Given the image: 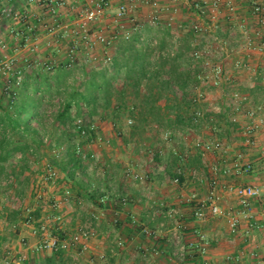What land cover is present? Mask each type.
<instances>
[{"label": "crops", "instance_id": "1", "mask_svg": "<svg viewBox=\"0 0 264 264\" xmlns=\"http://www.w3.org/2000/svg\"><path fill=\"white\" fill-rule=\"evenodd\" d=\"M62 1L0 0V11L2 9L7 11L4 15L3 12L0 13V44L3 40L15 47L16 39L12 36L13 32L17 30L23 36H27L33 30V21L36 19L41 21L38 26L40 38H37L36 42L41 49L36 55H32L27 46L30 42H25L26 48L13 52L15 54L13 57L18 63L32 62L31 59L40 58L43 62L53 61L57 65L55 72L59 68L67 70L68 55L66 56L65 52L67 42L60 37H63V33L66 34L65 27L73 29L78 24L72 21H75L76 13L80 12V6L93 7L95 3L88 1L87 4L82 5L83 0H76L74 3L62 4ZM130 1L112 0L111 6L100 21L101 24L96 26L109 28L108 35L112 36L118 29L114 27V14L123 4H128ZM141 1L138 0L140 4ZM162 2L159 11L151 14L143 8L142 13L135 17L136 20L139 23H147L152 17H159L161 21L168 22L172 33L180 39L188 32L186 29H189L193 22L206 25L208 38L206 41L208 40L213 50L212 61L222 64L231 82L234 83L233 88L228 86L217 88L215 95L206 93V101L196 107L203 110L208 109L209 106L224 107L227 95L231 91L247 95L255 105H264V83L261 80V74L264 73V51H250L245 35L247 32L251 35L253 31L264 34V27L259 25L251 12L256 4L264 6V0H205L203 15L200 19L192 13L193 0H162ZM50 4L56 6L57 18L60 22L55 40L47 32V27L55 23L54 17L49 14ZM6 19L10 23L6 22ZM96 34V31L91 33L93 36ZM15 35L18 33L16 32ZM213 35L227 41L228 52H224L220 49L221 45L210 40L214 37ZM252 37L256 39L254 35ZM46 40H54L51 45L53 48L45 47ZM197 40L201 43L200 38L194 39L192 45L197 43ZM5 51L0 49L1 53ZM110 53L115 55L114 47ZM105 54L103 47H97L92 56L100 61L99 58L102 59ZM242 59L249 69L238 71L235 68V62ZM30 65L32 67H27L28 65L25 67L24 75L25 77L27 74L32 75L30 83H36L39 73L34 69L33 62ZM80 65L77 61L75 67L71 69H77ZM54 74L52 72L50 75ZM2 75L8 76L4 82L5 86L13 80L11 76L14 77V74ZM67 81H70L69 77ZM24 83H26L25 80ZM169 93L165 96V99L170 100L168 104L163 102L161 104L163 111L171 117L172 123L166 127H160L151 120L148 123L143 122L147 124L144 127L146 130L151 129L152 133L146 134L151 138L150 141L141 143L140 136L135 133L118 138L113 125L106 121L102 122L100 127L102 135L105 139L111 140L112 146L93 147L101 157L98 165L93 168L81 165L72 177L61 168L62 180L46 192V199L49 200L47 203L42 201L35 203L34 182L31 184L32 190L28 192V197L34 205L30 204L29 207L32 209L28 208V211L40 221H45L51 216L53 213L51 203L60 197L62 189L70 188L74 199L61 210L63 233L60 231L54 233L64 238L66 234L80 226L94 228L97 236L89 242L88 251L80 253L75 248L68 252L37 253L34 247L39 243V237L33 234L32 228L21 227L13 235L0 237V264H4L7 260L14 264H203L205 261L209 264H264V133L261 130L255 132V147L247 146L244 132L252 127V121L242 114L238 116L236 124L229 121L227 113H216L207 115L205 121L195 125L189 121L193 110L191 109L185 114L181 113L186 120L178 124L175 122L177 112L169 110L174 105L176 95L174 96L173 90ZM55 97V93L52 97H43L44 106L32 117L30 128L33 131L41 134L47 132L46 126L41 125L40 119L41 116L45 117V114L49 113L47 104ZM178 98L181 99L182 95ZM126 100L128 106L132 103L142 104V97L135 98L132 89H128ZM164 131L172 133L169 140L163 139ZM19 135L20 133L16 132L12 139L18 141ZM24 138L18 142L26 141L31 146L29 149L31 151L34 146L30 141L31 137ZM199 140L220 141L224 150L202 156L195 148V143ZM150 150L155 151V156L150 155ZM42 153L45 154V160L50 156L48 150H43ZM23 163L26 164L25 170L29 168L27 167L28 159ZM214 167H218V173L213 172ZM177 169L184 171L183 176L180 177V184L173 182ZM126 170L143 175L145 181L128 179L125 176ZM102 171L105 172L103 177L98 174ZM193 171H196L198 176H193ZM14 174L17 175V173ZM23 178H26L25 181L41 180L36 177L28 179L27 173L23 175ZM213 178L219 182V187L214 191V197L215 204L222 210V215L212 216L207 213L204 221H198L194 217L195 209L211 197L213 190L210 180ZM227 186L260 187L263 192L261 197L252 200L250 208L245 210L238 199L227 191ZM23 192L26 191L23 190ZM22 194H19L21 198H23ZM106 196L108 197L106 202H101V199ZM122 198L127 199V205L119 204ZM171 209H177L179 212L174 219L168 218V212ZM100 211L105 215L96 220L94 216ZM247 215L251 218H247ZM25 216L21 214V217ZM132 217L135 218L136 225L133 224ZM234 219L238 221L236 233L231 231V221ZM3 223L6 221L0 222V226ZM179 223L182 225L178 229ZM251 224L258 225L260 228H253ZM144 230L156 232L155 237L146 235ZM200 235H205L209 242L206 254L203 255L198 250L191 249L188 251L186 262H178L173 257L177 245L194 244L199 247ZM21 237L27 239L28 248L20 244ZM153 249H157L160 254L144 257L145 251ZM252 253L256 256H251ZM22 256L26 259L22 260Z\"/></svg>", "mask_w": 264, "mask_h": 264}, {"label": "trees", "instance_id": "2", "mask_svg": "<svg viewBox=\"0 0 264 264\" xmlns=\"http://www.w3.org/2000/svg\"><path fill=\"white\" fill-rule=\"evenodd\" d=\"M192 10L198 13L194 5ZM121 22L112 34L116 39L111 66L103 67L100 71L85 72V81L79 89L68 87L67 78L71 75L68 69L71 68H67L68 71L59 68L52 76L51 73H39L36 83H30L33 78L30 74L24 77L26 83L23 81L18 87L14 85L13 79L10 91L5 88L6 91L1 93L0 178L7 174L8 163L12 158L17 154L27 153L31 148L26 141H18L28 136L31 137L30 141L35 149L44 145L45 133L41 134L30 128L33 115L44 106V96L52 97L54 93L59 96L63 91L68 94L69 100L57 113L56 122L64 127V135L69 137L61 168L71 177L80 169L82 162L76 155L75 144H72L75 134L68 130L69 127L75 119L87 120L99 116L101 119L110 117L115 121L127 116V113L134 117V107H129L126 100L128 89L133 90L135 98L142 97V122L148 123L151 120L160 127L172 123L171 117L163 111L161 104H168L170 100L165 99V96L172 90L176 99L169 110L177 112L176 123L181 124L186 120L181 113L185 114L195 108L189 89L193 85H201L195 79L200 70L192 68L194 62L189 58L194 49L191 29H186L188 32L183 38L175 42L170 25L159 17H152L147 23H139L136 18H129L127 15ZM177 93H181V99ZM73 110L76 112L75 117ZM189 121L193 123L192 114ZM16 132L21 135L18 136V141L12 139ZM55 146L63 145L58 141ZM52 162L59 166L58 161ZM9 168L11 173H16V168ZM20 168L23 170L26 165Z\"/></svg>", "mask_w": 264, "mask_h": 264}, {"label": "built area", "instance_id": "3", "mask_svg": "<svg viewBox=\"0 0 264 264\" xmlns=\"http://www.w3.org/2000/svg\"><path fill=\"white\" fill-rule=\"evenodd\" d=\"M76 0H66L65 2L62 1V4L67 3H74ZM94 2V6L90 7L82 12V19L80 20V28H79V37L82 38V40L86 41V43L90 44L91 49L96 44L103 45L106 54L104 57L103 66L109 68L112 63L113 55L110 53V50L115 46V37H108L103 35L102 33L97 34L95 36L90 34V26L96 22H98L100 19H102L105 16V12L107 9L111 6L112 0H89ZM153 7H156L159 5V1H153ZM204 4L205 0H193V5L195 9H197L201 16L203 15L204 11ZM160 8V7H159ZM232 10V8H231ZM3 12L6 13L7 11H4L2 9L0 13ZM129 12H131L130 8L125 6H121L118 14H117V21H121L124 19L125 16L129 15ZM253 17L257 20L260 26L264 27V6L262 4H256L252 10ZM49 14L52 15L55 19L54 25H51L47 27V31L51 35H55L56 31L59 28L58 25V18H57V8L56 6H53L50 4L49 6ZM195 16L197 18H201V16L197 13H195ZM56 24V25H55ZM68 27H65V33L69 34V31L67 29ZM191 32L194 34L196 39H201V43H197L193 45L194 49L190 53V58L194 62L193 69L200 70V73L195 75V79L200 81L201 84H210L213 87H221L223 83L230 81V76H227V73L225 72L223 66L220 63H214L212 61L213 58V50L211 49V46L208 44V39L206 37V27L201 25L199 22H193L190 26ZM71 33H74V31H71ZM81 34V35H80ZM175 35V34H174ZM247 36V47L252 52H262L264 51V34L260 31H253V33L250 35L249 32L245 34ZM256 39H254L252 36ZM214 37L210 40L214 41V43H217L221 45L222 50L224 52H228V48L226 47L227 41L224 39L219 38L216 35H213ZM94 39H93V38ZM29 38V37H28ZM178 36L175 35V42L178 40ZM88 41V42H87ZM75 47H70L67 55H68V62L67 67L72 68L74 65H76V58H75ZM97 62L96 58L92 56V52L89 51L87 55L84 57V59L80 62V64L83 65H92L93 63ZM5 65L0 64V70L5 69ZM235 68L242 69V68H248L247 63L242 60H237L235 62ZM11 70V68H8ZM43 69L46 72L52 71L53 67L48 65H43ZM249 69V68H248ZM14 85L20 86L24 81V76L21 72H16L14 74ZM261 80L264 83V73L261 74ZM11 83H8L6 85L7 91L11 89ZM190 93V99L193 102V105H195V108L192 110V120L195 125L200 124V122L205 121L207 119V115L210 114H219V113H227L229 117V121L233 124L238 123V116L240 114L245 115L250 121H252V127L247 129L244 132V136L246 138V145L253 148L256 145V139H255V132L261 130L264 133V106H254L252 103V100L245 94H242L240 92H232L227 95V102L224 107H218V106H209L208 109L203 110L196 107V105H199L200 103H203L206 101V94L198 91V86L193 85L189 89ZM179 94V93H177ZM127 123L129 125H133L134 121L131 118L127 119ZM72 131L76 136V143H75V152L80 162H82V165H89L90 168H93L94 166L98 165V163L101 161L100 155L94 151L93 147L101 144H109V141H107L100 132L99 126L96 123L89 122L86 123L82 119H75L72 126ZM172 136V133L170 131H164L162 134V137L164 140H169ZM43 143L46 145L51 144V141L48 137H43ZM82 143H84L82 145ZM52 150L50 152V156L47 157V159L44 162V177L43 184L48 186H56L61 178V171L58 165L53 163L52 161L56 160L58 162H61L62 156L65 154L66 147L60 146L56 147L55 145L52 146ZM195 148L200 151L202 156H205L208 153L211 152H217V151H223L224 146L220 141H209V142H203V141H197L195 143ZM31 152H33V149H31ZM25 157L22 154H17L13 159V164L20 163ZM214 173H218L219 169L218 167L213 168ZM228 173V171H227ZM99 176L103 177L105 175V172L102 171L98 173ZM184 171L182 169L176 170V177L173 179V182L175 184H180L181 180L180 177L183 176ZM193 176H198L196 171L192 172ZM125 176L128 179H133L138 182L145 181V177L143 175H140L139 173H136L132 170H126ZM10 183L12 181H15L13 177H10ZM211 186H212V195L207 200L206 203L200 204L194 212V217L198 221H204L207 218V215L210 214L212 216H220L222 215V210L219 206L215 204L216 198L214 197V191L219 187V182L217 179L213 178L210 180ZM227 191L232 193L238 201L241 203V205L244 207L245 210H248L251 205V201L258 199L261 197L262 189L260 187H252V186H227ZM44 190L43 188H37L35 189V199L39 200V202L42 200L44 196ZM107 196L103 197L101 199V202L105 203L107 200ZM74 199L72 191L68 187H64L62 189V193L60 194V197L58 199H54L51 205L53 215L48 217L45 221H40L39 219L35 218L28 209L24 212L22 208V203L20 206V209L18 211L24 212L23 214L27 215L25 216L24 221H22V224L25 227L32 228L33 234L38 236L40 241L39 243L34 247V250L37 253H43L46 251H52V252H59V251H65L68 252L71 249L77 248V251L80 253H85L88 251L89 248V242L94 239L97 236L96 231L94 228L90 226H80L76 228L70 235L61 238L54 232H61V226L63 225V215L61 214V210L63 206L70 204ZM18 200V198H17ZM4 199L0 198V209L3 207ZM119 204L122 206L127 205V199L122 198L119 201ZM208 213V214H207ZM179 212L177 209H171L168 212V218L174 219L178 216ZM105 213L102 211L99 212V214H96L94 218L96 220L101 219ZM247 218H251L249 215H247ZM132 222L134 225H136V220L134 217H132ZM181 223L178 224L177 228H181ZM54 226V228H53ZM251 227L253 228H260L258 225L251 224ZM12 229L17 230L18 225L14 224L12 226ZM238 230V221L236 219L231 221V231L232 233H236ZM144 233L150 237H155L156 232L144 230ZM200 245L199 247H196L194 244L190 245H177V248L173 254V257L179 261L180 263L186 262L188 258V251L189 250H198L200 254H206L207 247L209 245L208 239L205 235H200ZM20 244L22 247L28 248V242L25 237L20 238ZM121 245V244H120ZM160 252L157 249H153L152 251L147 250L143 253L144 257L148 258L149 256H157ZM251 256L255 257L256 254L252 253ZM22 260H25L26 257L22 256ZM231 260V259H229ZM4 264H14L12 261L7 260ZM203 264H209L208 261H205Z\"/></svg>", "mask_w": 264, "mask_h": 264}, {"label": "rangeland", "instance_id": "4", "mask_svg": "<svg viewBox=\"0 0 264 264\" xmlns=\"http://www.w3.org/2000/svg\"><path fill=\"white\" fill-rule=\"evenodd\" d=\"M64 2L66 0H63ZM89 0H83V3L82 5L84 4H87ZM130 1V0H129ZM153 1H156V0H142L141 1V4L138 2V0H131L128 4H123L122 6H127L130 8L131 12H129V18L130 17H137L140 13H142V10L143 8L147 11V13L151 14L153 13L154 11H159V7H160V4L163 3L162 0H158L159 1V5L156 6V7H153ZM145 5V6H144ZM193 5V4H192ZM90 8L89 5H86L79 8V11L78 13H76V19L75 21H72V22H78V24L75 26V28L71 29L70 27H68V31H69V34L66 33V34H62L63 37H60L61 40H64L66 41V47L67 48L65 50L66 52V56H67V52L69 50L70 47H75L76 48V54H75V58H76V61H78V63H80L84 57L86 56V52H89V50L93 53V51L95 50V48L97 47H103V45L101 44H96L95 46H93V48L91 49V46L90 44L86 43V41L82 40V38L79 37V34H78V30L80 28V20L82 19V12L86 9ZM192 10V8H191ZM201 12V11H200ZM198 11L197 14H200L201 16V13ZM163 13V12H162ZM161 13V14H162ZM192 13L195 15V11L192 10ZM117 14H114L113 18H114V27H118L119 25H121V21H117ZM157 15V14H156ZM203 18V17H202ZM7 20V19H6ZM37 20V19H36ZM34 20L33 22V30L31 32H29V34L27 36H23L19 31L15 30L12 34V36H15L14 38L16 39V46L15 47H12L9 43L7 44L6 42H4L3 40L1 41V44H0V47L3 49V50H6L5 52L1 53L0 52V64L1 65H5L6 64V68L5 69H2L0 70V81H1V85H0V97H1V93L5 92V88L6 86L4 85V82L6 80V77L8 76H3L2 74L6 73V75H9V74H15L16 72H21L22 75L25 77L24 75V72H25V67H32V62H33V67L36 71H38V73L42 74H47L49 75L50 73H55V69H56V64L53 63V61H49V62H43L42 59L40 58H34V59H31L32 62L28 61L27 63L24 61L23 63H18L15 58L13 57V55H15L13 52L16 50H20V49H24L26 48L27 46L28 49L30 48V54L32 55H36L39 50L41 49L40 48V45L39 44H36V42L38 41L37 38H40V35H39V31H38V26L41 24V21H36ZM103 19H100L98 22L92 24L90 26V34L94 31L97 32V34H100L102 33L103 35L105 36H108V37H111L109 36V31L110 29H106L105 26H96V25H99L101 24L100 21H102ZM6 22H9L10 21H6ZM60 23V22H58ZM210 23V22H209ZM206 24L208 25V20L206 22ZM52 25H54V23H52ZM56 25V24H55ZM66 25H69V24H66ZM49 26V25H47ZM206 25H204L205 27ZM207 27V26H206ZM93 29V31H92ZM71 31H74V33H71ZM114 31V30H113ZM16 32L18 33V35H15ZM48 32V31H47ZM96 34V35H97ZM48 35L52 36V38H54L55 40V35H51L48 33ZM81 35V34H80ZM191 39H192V42L194 39H196V37L194 36V34L191 35ZM25 37H27V39H25ZM29 37V38H28ZM93 38V37H92ZM4 39V38H2ZM94 39V38H93ZM180 38H178L179 40ZM54 40H46V48H49V46L52 45V43H54ZM58 40V39H56ZM30 42L29 44H27V46L25 45L26 43L25 42ZM44 42V41H43ZM88 42V41H87ZM49 44V45H48ZM12 47V48H10ZM0 48V49H1ZM51 48H53V46H51ZM104 48V47H103ZM115 48V46H114ZM99 50V49H98ZM17 51V52H18ZM96 53V52H95ZM5 56V57H4ZM100 61H97L95 63H93L92 65H80L77 67V69H71V75L69 76V83L68 82V87H77L79 89V87L82 86L83 84V81H85V72H91L93 70H96L98 69L99 71L104 67L103 66V62H104V57L101 59L99 58ZM30 62V63H29ZM52 62V63H50ZM48 63V64H46ZM15 64H18L17 66ZM48 65V66H51L53 67V70L52 71H49V72H46L44 69H43V65ZM222 65V64H221ZM75 67V66H74ZM8 68H11L8 69ZM104 68H107V67H104ZM247 70L246 68H242V69H238V71L240 70ZM225 70V69H224ZM28 75V74H27ZM227 76H229L227 74ZM13 78V76H11ZM11 78V79H12ZM225 85H222L221 87L225 88V86H228V88H233L234 86V83L231 82V79L229 82H225L223 83ZM198 86V91L202 92V93H207L209 95H215L216 94V90L217 88L219 87H213L212 85L210 84H201V85H197ZM179 92V91H177ZM232 93V91L230 92ZM229 93V94H230ZM170 94V93H169ZM179 96H181V93L178 94ZM174 96H175V93H174ZM68 94H66L65 91H63L61 93V95L57 96L50 102L47 104V109H49V113L48 114H45V117H42L41 116V119L42 120V124H44L46 126V129H47V132L45 133V136L49 138V140L51 141V144L49 145H46L44 144L40 149H35L34 147L32 148L33 149V152L31 151H27V153H20L22 154L25 158L22 160L24 162V160L26 161V159H28V162L29 164L31 163V165L28 164L26 170L25 169H21L20 167H22L23 165L25 166L26 164H24L22 161L18 164H13V159L12 158L10 160V162L8 163V170H7V174L0 178V198L4 199V204H3V207L0 209V222H4L6 221V223H3L1 226H0V237L2 235H5V236H9L10 234L13 235L14 233H17V231L19 230V228H23L25 227L23 224H22V221H24L23 218L25 217H21V214L24 213L28 208L29 209H32V207H29L30 204L33 206L34 205V202H32V200L30 199V197H28L29 195V191L32 190V187H31V184L34 182V191L35 189H41L43 188L44 190V196L42 198V202H45L47 203L49 200L46 199V192L49 190V189H52L51 187L53 186H48V185H45L43 184V177H44V174H45V171H44V162H45V159H44V156L45 154L42 153L43 150H48L49 154H50V150H52L53 148L51 146H54L56 144V142L60 141V143L67 147L66 146V143L69 139V137L67 135H64V127H62L60 124H58V122H56V115L57 113L59 112V110L64 106V104L66 102H68ZM254 104V102H252ZM259 105H263V104H254V106H259ZM141 105L139 104H129V107H134V117H132L130 115V113H127V116H122L120 119H116L115 121L108 117L107 119H101L99 116L97 117H94V118H89L87 120H84L86 123H89V122H93V123H96L98 126H99V129L101 127V123L102 122H108V123H111L113 125V130H115L116 132V136L118 138H121L123 136H129L133 133L137 134L138 136H140V140H141V143L142 141H150L151 138L149 136H146V134H149V133H152L150 130H146L144 127L147 126V124H144L141 119H140V113H141ZM264 106V105H263ZM72 114L74 115V117L76 116V112L75 110H73ZM86 118V117H84ZM128 118H131L133 119L134 123L133 125H129L127 123V119ZM83 120V119H82ZM143 124V125H142ZM142 125V126H141ZM72 126V125H71ZM68 129V128H67ZM70 131H72V128L69 127ZM67 131V130H65ZM101 132V130H100ZM163 134V133H162ZM101 135H102V132H101ZM103 136V135H102ZM149 137V138H148ZM154 138V136H152ZM107 141H109V144H101V145H105V146H112V142L110 139H106ZM56 141V142H54ZM76 143V138L75 136L72 138V144H75ZM68 144V143H67ZM84 143H82L83 145ZM100 145V146H101ZM51 147V148H50ZM94 149V148H93ZM154 152V153H153ZM31 154V155H29ZM29 155V156H28ZM150 155L153 157L155 156V151H152L150 150ZM31 156V157H30ZM33 157V158H32ZM64 157V156H62ZM65 158V157H64ZM63 159V158H62ZM59 166H60V169H61V164H62V160L61 162H58ZM13 167V168H16V174L14 173H11V169L9 167ZM88 166V168L90 167L89 165H85V167ZM87 168V169H88ZM82 171V170H81ZM40 172H42L40 174ZM27 173V177L28 179L29 178H41L40 181H37V180H28V181H25V179L23 178V175ZM80 173V171H79ZM18 176V177H17ZM10 177H13L15 181H12L10 183ZM60 180H62L60 178ZM69 188V187H68ZM70 189V188H69ZM23 190H25L26 192H23ZM20 193H23V198L20 197ZM73 193V192H72ZM74 196V195H73ZM18 198V200H17ZM33 198H35V194L33 196ZM35 203L36 201L39 202V200L35 199L34 200ZM21 203H22V208H25L23 209L24 212L22 211H18V209H20V206H21ZM52 205V203H51ZM51 209V208H50ZM18 211V212H16ZM20 212V213H19ZM15 213H18V214H15ZM55 213V212H54ZM54 213H51L52 215ZM20 214V216H19ZM24 215H27L24 214ZM14 224H17L18 225V229L17 230H14L12 229V226ZM54 228V226H53ZM56 228V227H55ZM54 228V229H55ZM73 231H71L70 233L66 234V232L64 234H66V236L70 235ZM61 233H63V231L61 230ZM179 262V261H178Z\"/></svg>", "mask_w": 264, "mask_h": 264}]
</instances>
